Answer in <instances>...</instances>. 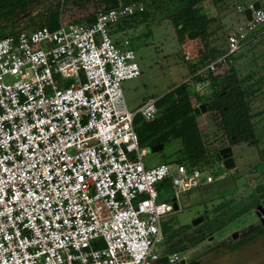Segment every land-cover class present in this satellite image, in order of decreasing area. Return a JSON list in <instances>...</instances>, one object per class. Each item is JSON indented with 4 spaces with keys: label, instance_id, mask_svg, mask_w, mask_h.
I'll return each instance as SVG.
<instances>
[{
    "label": "built area",
    "instance_id": "obj_1",
    "mask_svg": "<svg viewBox=\"0 0 264 264\" xmlns=\"http://www.w3.org/2000/svg\"><path fill=\"white\" fill-rule=\"evenodd\" d=\"M252 2L236 6L243 22L198 73L222 71L261 33L264 10ZM143 10L140 1L120 3L89 23L0 38V264H154L161 217L203 173L213 182L202 167L175 163L173 172L166 162L144 163L134 117L154 119L159 97L127 108L121 81L140 69L129 38L116 42L109 32ZM195 84L210 88L209 79ZM164 179L174 188L170 201L158 199L155 185ZM179 259L167 254L169 264Z\"/></svg>",
    "mask_w": 264,
    "mask_h": 264
},
{
    "label": "rangeland",
    "instance_id": "obj_2",
    "mask_svg": "<svg viewBox=\"0 0 264 264\" xmlns=\"http://www.w3.org/2000/svg\"><path fill=\"white\" fill-rule=\"evenodd\" d=\"M56 1L40 0L33 7L32 13H40ZM249 1L255 0H227V3L220 6L207 1L202 6L203 11L213 18L209 29L214 37L212 45L215 49H226L227 30L232 25L243 22L242 14L236 11V6H244ZM258 1L264 10V0ZM62 8L64 14L61 18L64 21L78 19L95 9L91 0H70ZM162 15L164 14H161L160 10H152L151 17L145 22L129 27L123 24L121 28L115 24L109 28L114 41L123 37L129 38L139 65V76L121 81L123 97L130 111L136 110L148 97H160L173 85L187 80L188 62L192 61L197 49L202 46L199 39H189L188 32L175 31L170 20ZM127 18L131 19V16ZM120 23H124V19H120ZM263 27L264 24L260 34L231 55V62L242 80L243 87L251 93L249 105L258 143H242L233 147V169H226L218 160L208 171L213 177V182L206 183L203 173L198 186L179 193L176 201L178 208L161 217L164 234L160 245L162 253L177 252L180 259H186L187 264H264V232L253 230L258 222L255 212L252 211L253 204L258 200L254 185L264 183ZM7 30L1 29L0 35L5 34ZM5 80L11 81L12 77H6ZM201 86L198 87L204 93L209 92V87ZM193 88L200 95L201 90L196 84H193ZM209 118L207 112L198 114L201 129L208 127ZM145 121L147 120L140 114L134 117V129L139 145L147 149L144 163L146 166H152L170 162L175 158L174 144L165 145L162 149L152 152L149 146L151 137L145 130ZM174 164L170 163L173 172ZM163 181L164 184H161V181L155 185L158 199L170 201L174 188L169 179ZM200 216L205 219L193 225V221ZM208 221L221 224L202 242L192 248H184L183 245L188 244L196 230L205 227ZM234 231L238 232V236L233 239ZM153 263L163 264L157 261Z\"/></svg>",
    "mask_w": 264,
    "mask_h": 264
},
{
    "label": "trees",
    "instance_id": "obj_3",
    "mask_svg": "<svg viewBox=\"0 0 264 264\" xmlns=\"http://www.w3.org/2000/svg\"><path fill=\"white\" fill-rule=\"evenodd\" d=\"M37 0H0V21L9 18V13L19 8L25 9L26 3ZM40 1V0H38ZM70 0H57L52 6H47L37 15H32L28 19V26L8 29L0 38L14 34L21 30H29L39 26H47L55 29L60 22H84L89 23L95 19L98 12L115 7L120 3L140 1L144 4L142 12L135 13L131 19L125 18L124 23L118 21L119 28L123 24L130 26L147 21L151 17L152 10H160L164 18H168L177 32H189L197 30L196 39L201 41V48L197 49V54L188 62L187 80L173 85L167 92L162 94L157 100V115L154 119L145 121L144 126L151 137L149 146L162 143L173 145L175 158L170 163H181L189 166L202 167L209 171L218 160V150L230 145L232 148L247 143L256 145L258 143L252 113L250 112L249 98L251 93L242 85L241 78L231 62V57L227 61L222 71L212 73H198L206 64L216 59L224 53L217 50L212 45L213 36L209 29L213 18L207 15L202 6L207 1H211L215 6L227 3V0H91L95 9L83 14L78 19L62 20L64 4ZM3 11H7L8 14ZM258 33H255L257 36ZM116 42H118L116 40ZM209 79L210 88L208 93L198 95L193 88V84ZM199 103L206 105L209 114V125L206 129H201L198 122V114L195 108ZM203 112V113H205ZM177 145V146H176ZM143 148L145 146H142ZM167 181V180H166ZM162 181L161 184H164ZM205 217H203V220ZM220 222L212 223L208 221L205 227H201L191 236L188 244L184 248H192L202 242L209 235L218 229ZM201 225V224H200ZM163 252V251H162ZM156 260L158 263L168 264L166 257L162 253ZM170 253V252H169ZM163 255V256H162Z\"/></svg>",
    "mask_w": 264,
    "mask_h": 264
},
{
    "label": "water",
    "instance_id": "obj_4",
    "mask_svg": "<svg viewBox=\"0 0 264 264\" xmlns=\"http://www.w3.org/2000/svg\"><path fill=\"white\" fill-rule=\"evenodd\" d=\"M252 7L254 9H258V8L261 7V4H260V2L258 0H255V1L252 2ZM251 13H252V8H250V7H247L244 10V14H245L247 20H251ZM197 35H198V31L197 30H191V31L188 32L187 37L189 39H194V38L197 37ZM205 111H206V105L204 103H199L197 105V107L195 108V113L196 114H199L200 112H205ZM162 148H163V144L159 143V144H156V145H152L150 147V150L152 152H155V151H158V150H160ZM218 157H219V159L221 160L223 166L226 169H233L235 167V162H234V159H233L232 147L230 145L220 148L218 150ZM254 191L257 194L258 199L260 200V204L257 205V210H256L257 211V215H260L259 210H262L264 212V183L260 182V183H257L256 185H254ZM173 208L174 209L178 208L177 202H175V201L173 202ZM202 220H203L202 216L198 217L197 219H195L193 221V225L199 224ZM237 236H238V232L234 231L233 234H232L233 239L236 238ZM172 264H187V263H186V259L185 258H181V259H179L178 261H176V262H174Z\"/></svg>",
    "mask_w": 264,
    "mask_h": 264
},
{
    "label": "flooded vegetation",
    "instance_id": "obj_5",
    "mask_svg": "<svg viewBox=\"0 0 264 264\" xmlns=\"http://www.w3.org/2000/svg\"><path fill=\"white\" fill-rule=\"evenodd\" d=\"M39 2L33 1L30 2L28 1L25 5V9L22 10L21 8L11 11L9 13V18L7 20L3 19L0 21V30L1 29H14L22 26H28L30 23V20L28 18L38 12L32 13L33 7H35V4ZM5 12L8 14L7 11H3L2 13L5 14ZM32 26V25H31ZM28 26V27H31ZM260 204V200L258 199L255 204H253L252 211L253 213L255 212V217L257 219V225L253 228V230H258L260 232H264V212L262 210H259L260 215H257V205ZM258 228V229H257ZM257 231V232H258Z\"/></svg>",
    "mask_w": 264,
    "mask_h": 264
},
{
    "label": "crops",
    "instance_id": "obj_6",
    "mask_svg": "<svg viewBox=\"0 0 264 264\" xmlns=\"http://www.w3.org/2000/svg\"><path fill=\"white\" fill-rule=\"evenodd\" d=\"M264 28V27H263Z\"/></svg>",
    "mask_w": 264,
    "mask_h": 264
}]
</instances>
